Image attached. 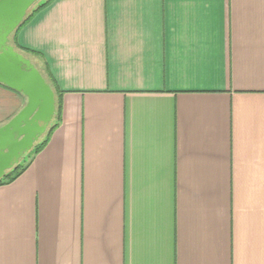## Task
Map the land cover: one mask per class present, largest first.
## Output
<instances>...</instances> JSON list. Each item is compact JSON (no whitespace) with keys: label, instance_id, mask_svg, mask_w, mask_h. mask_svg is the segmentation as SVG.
<instances>
[{"label":"crops","instance_id":"obj_1","mask_svg":"<svg viewBox=\"0 0 264 264\" xmlns=\"http://www.w3.org/2000/svg\"><path fill=\"white\" fill-rule=\"evenodd\" d=\"M15 41L62 116L0 184V264H264V0H53Z\"/></svg>","mask_w":264,"mask_h":264},{"label":"water","instance_id":"obj_2","mask_svg":"<svg viewBox=\"0 0 264 264\" xmlns=\"http://www.w3.org/2000/svg\"><path fill=\"white\" fill-rule=\"evenodd\" d=\"M40 0H0V83L23 93L25 105L0 125V179L47 131L57 105L51 84L32 59L10 43L13 31Z\"/></svg>","mask_w":264,"mask_h":264},{"label":"trees","instance_id":"obj_3","mask_svg":"<svg viewBox=\"0 0 264 264\" xmlns=\"http://www.w3.org/2000/svg\"><path fill=\"white\" fill-rule=\"evenodd\" d=\"M53 0H40L37 4H35L27 13L25 19L23 20V22L13 31V33L10 35L9 41L10 43H12L15 48L17 50H19L20 52L26 54L27 56H29L32 61L35 63V65L39 68V70L42 72V74L44 75V77L46 78V80L51 84V86L53 87L54 91H55V95H56V105H57V109H56V113L55 116L53 118V120L51 121V123L48 126L47 131L44 133V135L35 143V145L33 146V148L29 151L28 153V158L25 159L23 158L21 160V162L17 165H15L13 168L9 169L6 174L0 179V184L3 183H8L11 182L12 180L16 179L25 169L26 167V163L27 160L29 158L34 157L38 152H40L48 143V141L51 138L52 133L54 132V130L59 126L60 122H61V116H62V96H63V91L60 90L51 80V78H49V76H47V74L45 73V70L36 62L35 58L33 57V50L30 49H26L22 46H20L16 41V35L17 32L19 31V29L29 20L31 19L40 9H42L43 7H45L46 5H48L50 2H52ZM2 84V83H0ZM4 85V84H2ZM19 92V91H18ZM21 93V92H20ZM23 94V93H22Z\"/></svg>","mask_w":264,"mask_h":264},{"label":"rangeland","instance_id":"obj_4","mask_svg":"<svg viewBox=\"0 0 264 264\" xmlns=\"http://www.w3.org/2000/svg\"><path fill=\"white\" fill-rule=\"evenodd\" d=\"M28 156H29V155L27 154V155H26L24 158H25V159H27V158H28Z\"/></svg>","mask_w":264,"mask_h":264}]
</instances>
